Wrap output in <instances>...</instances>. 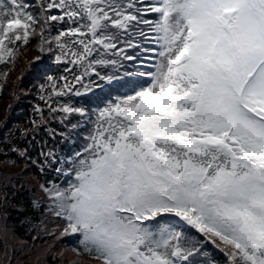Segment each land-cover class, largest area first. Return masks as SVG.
<instances>
[{"label":"snow or ice","instance_id":"obj_1","mask_svg":"<svg viewBox=\"0 0 264 264\" xmlns=\"http://www.w3.org/2000/svg\"><path fill=\"white\" fill-rule=\"evenodd\" d=\"M29 46L0 264H264V0H0V93Z\"/></svg>","mask_w":264,"mask_h":264},{"label":"trees","instance_id":"obj_2","mask_svg":"<svg viewBox=\"0 0 264 264\" xmlns=\"http://www.w3.org/2000/svg\"><path fill=\"white\" fill-rule=\"evenodd\" d=\"M35 53L33 52L31 46L28 47L27 51H21V59H19L16 63L15 70L10 71L8 76L7 86L2 90L0 93V121H5L6 117L4 115L5 108L8 106L9 101L11 100V96L9 93L12 89V81L16 79L17 76L20 75V69L24 66V58L27 57L28 59L31 58L32 55ZM4 71L3 66H0V73ZM25 85L33 83L31 76H27L24 80ZM35 98V93L32 96L25 98L21 103L16 104L13 110L10 113V118L7 119V126L0 125V145L5 141V138L8 136L10 130L13 128L14 125L19 124L26 120L28 112H29V102ZM55 127V125H53ZM2 159V157H0ZM10 170L12 172H18L19 167H14L11 169H6L4 165L0 164V171ZM34 173H26L24 176L21 177L22 180L32 182V176ZM23 192V190H21ZM14 215V214H13ZM21 260H27V255H23L19 257ZM71 259V256L67 257ZM34 260L35 257H32ZM48 264H52V261L49 260Z\"/></svg>","mask_w":264,"mask_h":264}]
</instances>
